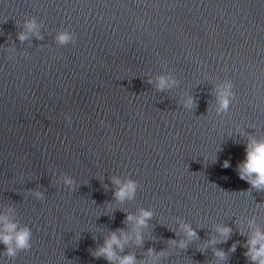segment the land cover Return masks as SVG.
Wrapping results in <instances>:
<instances>
[{"label": "water", "instance_id": "1", "mask_svg": "<svg viewBox=\"0 0 264 264\" xmlns=\"http://www.w3.org/2000/svg\"><path fill=\"white\" fill-rule=\"evenodd\" d=\"M161 75L176 85L160 90ZM252 137L264 139V0H0V217L31 230L15 257L0 242V264H109L94 253L118 229V255L138 264H252L264 190L239 173ZM114 178L134 180V198L117 200ZM141 209L153 215L137 243L126 217Z\"/></svg>", "mask_w": 264, "mask_h": 264}, {"label": "clouds", "instance_id": "2", "mask_svg": "<svg viewBox=\"0 0 264 264\" xmlns=\"http://www.w3.org/2000/svg\"><path fill=\"white\" fill-rule=\"evenodd\" d=\"M27 32H21L19 34V40L24 41L29 38V34L37 32L38 25L33 19L26 24ZM57 40L60 44L70 43L72 40V34L69 32H61ZM151 82V81H149ZM176 81L171 77L159 76L157 77V87L160 90L170 88L176 85ZM231 84L223 86V90L219 93V109L218 111L226 112L230 105V97L232 95ZM188 104H191L189 99ZM230 166L229 161H225L223 167ZM240 178L248 181L252 187L257 190H264V139H257L255 137L250 138L246 147V159L239 165ZM66 183L71 184V179H66ZM113 183L118 185V190L114 195L117 200L123 202L126 199H132L136 192V182L128 179L121 181L119 178H114ZM38 195H40L38 193ZM153 213L150 210L141 209L139 216L127 215L126 222H134L136 226L135 239L137 243L143 242V236L140 229L147 226V222L151 219ZM0 221L3 222V230L0 231V242L6 246V255L15 257L18 250H24L31 247V230L25 226L20 228L15 222H10L7 216L0 217ZM254 223V222H250ZM186 235L191 239L196 237V231L188 224L182 225ZM217 231L224 237H229L232 233V229L228 226H222ZM119 233V235H118ZM130 237L124 232L123 229L113 231L108 236L104 244L94 253V256L99 258L103 257L109 264H138L137 258L134 254L119 256L116 249L121 251L124 249V245L128 243ZM218 241L212 240L211 243L215 244ZM219 242H226L219 241ZM175 243V241H173ZM186 241H180V247H186ZM247 251L244 255L252 261V264H264V230L256 228L250 235L249 239L245 243ZM236 245L233 244L230 251L234 252ZM149 253H154V249H149ZM161 255L163 253H160ZM215 255L221 260L225 259L227 254L223 249H218Z\"/></svg>", "mask_w": 264, "mask_h": 264}]
</instances>
